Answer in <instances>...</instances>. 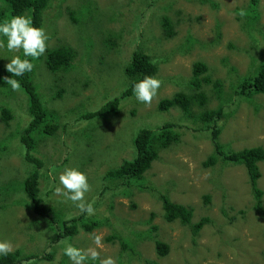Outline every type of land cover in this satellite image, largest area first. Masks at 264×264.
Here are the masks:
<instances>
[{"label":"rangeland","instance_id":"rangeland-1","mask_svg":"<svg viewBox=\"0 0 264 264\" xmlns=\"http://www.w3.org/2000/svg\"><path fill=\"white\" fill-rule=\"evenodd\" d=\"M248 1H50L43 12L48 48L67 44L77 56L65 72L49 73L41 62L44 55L34 62L43 102L58 119L56 134L39 137L34 153L43 164L38 196L43 206L63 220L78 216L81 212L71 201L63 202L55 194L58 179L54 181L53 175L58 177L65 167H77L88 175L91 192L87 199L95 202L92 217L103 220V225L91 232L79 229L66 238L75 246L95 248L94 237L99 235L101 258L110 255L117 264H264V217L254 209L243 165L219 161L204 167L203 162L213 154L209 129L177 108L166 112L157 108L162 98L189 91L192 65L202 61L210 77L222 83L220 99L212 86H203L209 100L206 108L222 104L229 115L219 122L221 144L232 151L264 148V94L250 100L235 94L239 80L254 73L264 58V0H260L255 22H249L247 14L239 15ZM164 15L172 21L171 37L161 25ZM136 48H142L157 64L155 77L162 81L157 97L150 105L135 96L125 98L113 114L82 119L124 89L119 91L116 86L124 84L122 69ZM21 52L0 47V68ZM27 102L21 89L13 91L0 82V109L8 107L13 116L8 124L0 119V239L11 241L13 250L26 254L52 253L46 245L56 231L50 233L32 212L33 204L21 187L35 168L24 159L25 151L17 140L18 130L30 117ZM166 122L176 125L178 140L158 152L142 180L105 182V173L136 157L134 138L141 128L154 129ZM258 167L264 207V161ZM52 169L55 172L50 175ZM160 194L190 206L192 222L207 217L209 223L194 237L188 226L165 222ZM155 240L166 244L164 256L157 255ZM62 248L58 243L52 260L38 264H70Z\"/></svg>","mask_w":264,"mask_h":264},{"label":"trees","instance_id":"trees-1","mask_svg":"<svg viewBox=\"0 0 264 264\" xmlns=\"http://www.w3.org/2000/svg\"><path fill=\"white\" fill-rule=\"evenodd\" d=\"M50 1L0 0V20L8 19L15 15L27 14L32 17L34 26L43 27V12L49 6ZM259 3L260 0L248 1L246 13L249 16V22H255L257 20ZM161 25L164 34L168 37L173 36V25L168 16H162ZM20 55L22 57V52ZM76 56L77 52L72 46L61 44L47 48L43 59L40 58V60L42 59L41 62L49 73H57L59 71L65 72L70 70ZM122 70L124 84L118 82L116 88L119 90L123 86L124 89L117 96L106 100L98 109L86 113L82 119H99L117 112L122 100L134 96L132 90L133 84L142 80L144 76H156L158 67L148 53L142 48H136L130 52L128 60ZM5 76H11V74L7 73L5 67L2 66L0 68V78ZM15 78L20 81L21 91L27 97V109L30 116L26 124L18 130V139H16L18 140V146L23 152L25 151L24 159L27 162L35 164V168L22 180L21 187L27 195V198L33 204L31 208L32 212L47 224V229L50 233L52 231L55 233L56 231L54 237L50 235L46 245L47 250L51 249L54 252L55 246L60 241L73 237L79 232V229L85 232H91L94 229L100 228L101 225L95 218L85 213L63 220L64 217L62 215H58L52 208L45 207L41 204L38 196L41 179L39 170L43 164L39 158L34 156V153L39 143V137L53 136L56 134L58 130V119L56 113L47 109L43 102L39 85L36 83L35 68L32 72L25 73L23 77ZM206 84L213 87L215 96L220 99L221 81L210 77L208 74V66L202 61H197L192 65L189 91H178L169 98H162L157 108L160 112H166L170 108H177L185 117L192 118L196 122L200 121L206 126V129H209L213 154L208 157L207 161L203 162V166H214L219 161L227 165H243L255 200L254 209L264 217L262 202L263 191L258 186V180L261 177L258 164L264 161V148L252 147L232 151L221 144L219 140L221 126L219 122L229 115L226 113L225 107L222 104L213 109L206 108L209 101L203 90V86ZM235 94L237 97L245 100H250L254 96L264 94V58L254 73L243 76L239 80L235 87ZM60 96L58 95L57 97ZM195 108L199 112H194ZM0 111V119L4 124H8V121L13 118L11 110L3 106ZM175 126L172 122H166L158 125L154 129L141 128L134 138V145L137 152L136 157L133 160L124 161L118 168L105 173L103 176L105 182L115 181L125 184L130 181L142 180L144 174L158 158V152L178 140L179 134L175 131ZM159 199L162 204L164 221L167 223L178 221L183 226H188L194 237L198 236L202 227L209 223L207 217H202L199 221L192 222L193 209L190 206L172 202L166 194H160ZM205 200L207 203L209 202L207 197ZM1 209L5 208L2 207ZM153 218L154 214L150 216V221ZM152 231L157 232L156 226H152ZM113 237L118 238L119 235H114ZM154 243L157 255L164 256L167 250L166 244L160 240H155ZM53 252L46 253L43 250L42 253L26 254L22 249H16L7 256H0V264H32L33 262L34 264H38V262L43 260H52ZM146 264L151 263L146 262Z\"/></svg>","mask_w":264,"mask_h":264},{"label":"clouds","instance_id":"clouds-1","mask_svg":"<svg viewBox=\"0 0 264 264\" xmlns=\"http://www.w3.org/2000/svg\"><path fill=\"white\" fill-rule=\"evenodd\" d=\"M246 10L240 9L239 15L245 16ZM6 39V45L4 43ZM49 35L44 27H36L30 15H15L8 19L0 20V47H6L9 52L21 55H13L10 62L5 65V70L11 76L0 78L3 83L10 86L13 91L21 89V83L15 77H23L25 73L32 72L35 64L33 61L42 57L48 48ZM31 58V59H29ZM162 81L155 76L147 75L132 86L133 94L140 103L151 104L157 97ZM52 169L50 175H53ZM54 181L58 179V185L54 191L63 202L71 201L81 213L88 216L95 215L94 201H89L87 195L91 192V184L88 175L77 167H65L58 174L53 175ZM94 218V217H93ZM100 225H103V220ZM114 236V235H113ZM112 236V237H113ZM118 238H121L120 236ZM102 237H94L95 248H79L71 243L70 239L60 241L63 244L62 253L68 258L70 264H117L112 256L101 258L100 251ZM13 251L11 241L0 239V256H7Z\"/></svg>","mask_w":264,"mask_h":264},{"label":"flooded vegetation","instance_id":"flooded-vegetation-1","mask_svg":"<svg viewBox=\"0 0 264 264\" xmlns=\"http://www.w3.org/2000/svg\"><path fill=\"white\" fill-rule=\"evenodd\" d=\"M95 220L98 221V222L100 223V220H99V219L95 218Z\"/></svg>","mask_w":264,"mask_h":264}]
</instances>
